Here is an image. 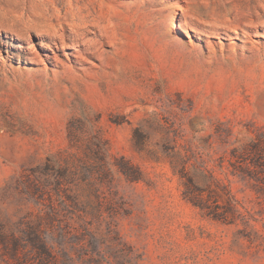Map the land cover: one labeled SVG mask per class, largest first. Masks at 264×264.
<instances>
[{
  "label": "rangeland",
  "instance_id": "obj_1",
  "mask_svg": "<svg viewBox=\"0 0 264 264\" xmlns=\"http://www.w3.org/2000/svg\"><path fill=\"white\" fill-rule=\"evenodd\" d=\"M255 178L264 0H0V264H264Z\"/></svg>",
  "mask_w": 264,
  "mask_h": 264
},
{
  "label": "trees",
  "instance_id": "obj_2",
  "mask_svg": "<svg viewBox=\"0 0 264 264\" xmlns=\"http://www.w3.org/2000/svg\"><path fill=\"white\" fill-rule=\"evenodd\" d=\"M124 173L127 175V172ZM182 177L186 178L183 194L187 201H189L194 207L199 208L204 216L211 218L212 220L227 221L226 210L219 212L217 210L218 206H215V208L208 206L207 202L213 197L208 187L199 186L191 177H186L184 175ZM255 181H257L256 193L258 197L264 198V180L255 178ZM204 192L208 193L206 199L203 198ZM0 241L5 252L10 256H20L23 254L22 249L25 244L31 247L34 256H37L40 260H45L51 256V251L43 236L41 225L38 223L32 224L27 231L23 232L22 236H16L14 234L8 236L1 234ZM23 242H25V244H22Z\"/></svg>",
  "mask_w": 264,
  "mask_h": 264
},
{
  "label": "bare ground",
  "instance_id": "obj_3",
  "mask_svg": "<svg viewBox=\"0 0 264 264\" xmlns=\"http://www.w3.org/2000/svg\"><path fill=\"white\" fill-rule=\"evenodd\" d=\"M52 11H55L54 8H52Z\"/></svg>",
  "mask_w": 264,
  "mask_h": 264
}]
</instances>
